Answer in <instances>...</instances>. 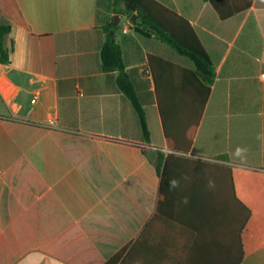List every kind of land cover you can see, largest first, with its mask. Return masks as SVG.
<instances>
[{
	"label": "crops",
	"instance_id": "obj_1",
	"mask_svg": "<svg viewBox=\"0 0 264 264\" xmlns=\"http://www.w3.org/2000/svg\"><path fill=\"white\" fill-rule=\"evenodd\" d=\"M154 1L204 46L209 95L122 0H0V264H264V0ZM109 24L149 141L103 69Z\"/></svg>",
	"mask_w": 264,
	"mask_h": 264
},
{
	"label": "trees",
	"instance_id": "obj_2",
	"mask_svg": "<svg viewBox=\"0 0 264 264\" xmlns=\"http://www.w3.org/2000/svg\"><path fill=\"white\" fill-rule=\"evenodd\" d=\"M122 5L124 14L129 17L134 15L138 16L135 22L137 32L146 36L150 33L154 34L159 40L173 47L181 55L193 60L196 66V73L206 85L205 89L207 95H209L210 87L216 77L215 68L191 25L185 19L171 13L154 0H122ZM114 10L118 11L119 8H115ZM166 13L172 14L176 21L172 23ZM103 30L106 36L101 50L103 69L105 71L117 72V84L120 90L131 101L139 117L143 136L146 141H149L150 132L146 113L133 83L125 72L121 47L113 35L114 25L109 24ZM10 33L11 25L5 22L0 16V62L2 64H8L10 62V50L6 47V39ZM180 148L181 151H184L182 150L184 148ZM168 159L169 157L165 159L159 155L153 160L159 172L162 170L164 162L168 161ZM249 215L250 212L247 210V220ZM123 255L124 251L117 254L106 264H118Z\"/></svg>",
	"mask_w": 264,
	"mask_h": 264
},
{
	"label": "clouds",
	"instance_id": "obj_3",
	"mask_svg": "<svg viewBox=\"0 0 264 264\" xmlns=\"http://www.w3.org/2000/svg\"><path fill=\"white\" fill-rule=\"evenodd\" d=\"M245 152H246V149L241 148V147H237L235 149L234 156L237 158H242L244 156ZM169 186H170V188H175L177 186V181L176 180L170 181ZM208 186H209V188L214 187V182L210 180ZM184 203H187L186 198L184 200Z\"/></svg>",
	"mask_w": 264,
	"mask_h": 264
},
{
	"label": "water",
	"instance_id": "obj_4",
	"mask_svg": "<svg viewBox=\"0 0 264 264\" xmlns=\"http://www.w3.org/2000/svg\"><path fill=\"white\" fill-rule=\"evenodd\" d=\"M137 18H138V16H135V15H134V16L131 17V21L135 23V22L137 21ZM118 19H119V18H118ZM118 22H119V20L117 21V18H116V19H115V25H117Z\"/></svg>",
	"mask_w": 264,
	"mask_h": 264
},
{
	"label": "built area",
	"instance_id": "obj_5",
	"mask_svg": "<svg viewBox=\"0 0 264 264\" xmlns=\"http://www.w3.org/2000/svg\"><path fill=\"white\" fill-rule=\"evenodd\" d=\"M130 24L132 25L133 24V22L132 21H130ZM128 27L124 30V32H128Z\"/></svg>",
	"mask_w": 264,
	"mask_h": 264
}]
</instances>
